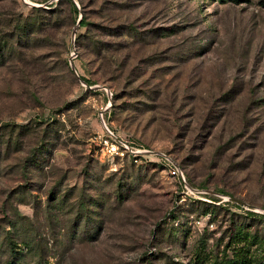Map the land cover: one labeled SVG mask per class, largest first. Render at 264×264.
I'll return each instance as SVG.
<instances>
[{"label":"rangeland","instance_id":"obj_1","mask_svg":"<svg viewBox=\"0 0 264 264\" xmlns=\"http://www.w3.org/2000/svg\"><path fill=\"white\" fill-rule=\"evenodd\" d=\"M72 1L0 0V264H264V0Z\"/></svg>","mask_w":264,"mask_h":264},{"label":"built area","instance_id":"obj_2","mask_svg":"<svg viewBox=\"0 0 264 264\" xmlns=\"http://www.w3.org/2000/svg\"><path fill=\"white\" fill-rule=\"evenodd\" d=\"M100 144L102 145L103 148L106 149L107 153L111 157H116L120 159L126 158L128 152L131 149H133L127 143H122L123 149H121L117 143L112 141V138L110 136H104L103 138H101ZM170 173L172 174L173 177L178 178L180 180H182L183 178V175L179 172V170L175 166L170 167Z\"/></svg>","mask_w":264,"mask_h":264},{"label":"trees","instance_id":"obj_3","mask_svg":"<svg viewBox=\"0 0 264 264\" xmlns=\"http://www.w3.org/2000/svg\"><path fill=\"white\" fill-rule=\"evenodd\" d=\"M66 1L69 3V5H70V7H71V9L73 11V13L76 14V15L79 14L78 7L76 6L75 3L72 0H66ZM85 26H86L85 22L83 20L80 21V27L81 28H84ZM86 82L90 85V83L88 81H86ZM133 162H134V160H133ZM26 251L28 253H32L33 254V246L30 245V244H26ZM13 253H14V251L12 250V254ZM15 253H17V252H15ZM21 255H23V254H21ZM6 264H19V263H17V261H15V259L12 258Z\"/></svg>","mask_w":264,"mask_h":264},{"label":"water","instance_id":"obj_4","mask_svg":"<svg viewBox=\"0 0 264 264\" xmlns=\"http://www.w3.org/2000/svg\"><path fill=\"white\" fill-rule=\"evenodd\" d=\"M80 21H81V19L79 20L78 24H80ZM75 32H76V30H75ZM75 32L73 33V37H74V38H75V36H76ZM108 134L112 136V134L110 133L109 130H108ZM182 180H183V182H185L184 178H182Z\"/></svg>","mask_w":264,"mask_h":264}]
</instances>
